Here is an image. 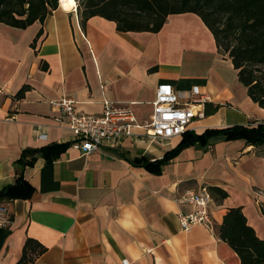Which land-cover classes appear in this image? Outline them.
Wrapping results in <instances>:
<instances>
[{
	"label": "crops",
	"instance_id": "crops-1",
	"mask_svg": "<svg viewBox=\"0 0 264 264\" xmlns=\"http://www.w3.org/2000/svg\"><path fill=\"white\" fill-rule=\"evenodd\" d=\"M74 7L62 9L58 0L41 23H0V191L21 174L0 195L10 219L0 225V264H15L26 236L45 246L29 264H240L217 226L227 207L240 206L264 237V144L211 135L178 147L158 170L130 160L160 158L181 134L150 137L133 127L85 153L71 145L50 100L66 95L76 110L97 113L105 97L128 104L141 120L159 82L181 97L195 86L205 102L219 103L190 120L186 129L195 133L264 126V108L249 98L196 14H168L156 32H118L113 21L92 16L82 30ZM23 83V96L13 97ZM202 185L220 186L226 196L210 195L208 225L182 230L177 213L192 206L174 198Z\"/></svg>",
	"mask_w": 264,
	"mask_h": 264
},
{
	"label": "trees",
	"instance_id": "trees-1",
	"mask_svg": "<svg viewBox=\"0 0 264 264\" xmlns=\"http://www.w3.org/2000/svg\"><path fill=\"white\" fill-rule=\"evenodd\" d=\"M58 0H0V23L14 28H25L34 21L41 23ZM78 24L83 30L92 16L111 20L118 32H156L172 13L191 12L199 16L212 34L217 51L230 58L237 79L249 98L264 108V0H75ZM40 34L37 31L35 36ZM28 84H21L12 94L23 96ZM219 103L205 102L203 114L213 112ZM211 135L224 139L241 137L246 143L264 144V126L233 124L224 127L204 128L195 133L191 129L181 132L177 145L160 158L149 160L143 155L134 156L130 162L145 167L154 165L159 170L178 147L195 141L205 142ZM71 142V140H70ZM62 142L55 145H66ZM21 174L12 184L5 186L0 195L18 184ZM211 196L222 199L226 191L217 185L205 186ZM264 213V209L261 208ZM217 235L227 242L238 256L240 264H264V237H258L243 215L240 206H229L221 216ZM45 246L35 238L26 236L15 264H29L43 252Z\"/></svg>",
	"mask_w": 264,
	"mask_h": 264
},
{
	"label": "built area",
	"instance_id": "built-area-1",
	"mask_svg": "<svg viewBox=\"0 0 264 264\" xmlns=\"http://www.w3.org/2000/svg\"><path fill=\"white\" fill-rule=\"evenodd\" d=\"M207 99L208 96L195 86L181 97L171 83L163 81L155 86L150 112L141 120L136 119L128 104L105 97L101 98V109L97 113L76 110L75 100L66 95L51 99L50 104L58 112L55 119L71 131V145L87 153L128 136L133 127L142 129L150 137L179 135L193 117L203 115V103ZM174 199L192 206L190 211L177 213L182 230H188L194 224H209L208 203L211 197L204 185L196 191L180 193ZM9 221L7 208L0 203V225Z\"/></svg>",
	"mask_w": 264,
	"mask_h": 264
},
{
	"label": "bare ground",
	"instance_id": "bare-ground-1",
	"mask_svg": "<svg viewBox=\"0 0 264 264\" xmlns=\"http://www.w3.org/2000/svg\"><path fill=\"white\" fill-rule=\"evenodd\" d=\"M59 6L62 9L68 10V9L73 8L74 6L76 7V3H75V0H59Z\"/></svg>",
	"mask_w": 264,
	"mask_h": 264
}]
</instances>
